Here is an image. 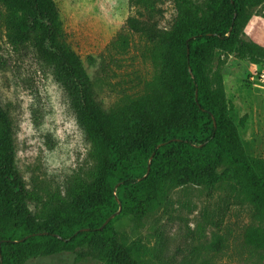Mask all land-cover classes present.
Instances as JSON below:
<instances>
[{"label": "trees", "instance_id": "1", "mask_svg": "<svg viewBox=\"0 0 264 264\" xmlns=\"http://www.w3.org/2000/svg\"><path fill=\"white\" fill-rule=\"evenodd\" d=\"M127 1L140 16L128 17L126 25L142 39V56L154 73L140 93L106 103L70 44L54 0H0L7 42L28 47L50 71L76 114L92 162L62 188L38 192L17 166L18 123L0 103V264L59 252L103 264H178L163 257L161 239L150 248L139 239L127 242L114 222L125 213L141 224L165 205L170 190L185 185L223 186L224 200L248 206L254 224L245 240L264 251V158L245 152L222 76L229 55L264 64V48L241 37L264 0H172L176 15L169 28L158 25L159 0ZM114 43L121 51L128 46L120 33ZM119 203L120 214L103 225ZM222 246L216 237L210 248Z\"/></svg>", "mask_w": 264, "mask_h": 264}, {"label": "rangeland", "instance_id": "2", "mask_svg": "<svg viewBox=\"0 0 264 264\" xmlns=\"http://www.w3.org/2000/svg\"><path fill=\"white\" fill-rule=\"evenodd\" d=\"M54 1L68 40L93 77L100 98L111 103L140 93L154 73L150 61L142 56V39L126 25L128 17L140 16V9L127 0ZM158 6L162 11L156 17L158 25L169 28L176 15L174 4L159 0ZM118 33L128 40L123 51L112 44ZM241 37L264 48V3L252 11ZM88 56L95 59L93 63H88ZM263 68V63L252 64L229 55L222 76L229 115L245 152L264 158V84L256 80ZM0 103L18 123L16 163L30 186L43 194L88 172L92 164L88 145L65 93L28 47H12L7 42L1 16ZM244 115L241 126L239 120ZM224 198L223 186L211 190L194 185L176 187L169 191L165 205L145 216L139 225L129 214H120L118 206L113 214L120 216L114 227L121 239H139L149 248L161 239L163 257H175L178 264H264V251L245 240L246 229L254 224L250 209ZM216 237L223 246L215 252L210 246ZM24 264L103 263L59 252L30 258Z\"/></svg>", "mask_w": 264, "mask_h": 264}, {"label": "built area", "instance_id": "3", "mask_svg": "<svg viewBox=\"0 0 264 264\" xmlns=\"http://www.w3.org/2000/svg\"><path fill=\"white\" fill-rule=\"evenodd\" d=\"M256 80L264 84V68L257 74Z\"/></svg>", "mask_w": 264, "mask_h": 264}, {"label": "water", "instance_id": "4", "mask_svg": "<svg viewBox=\"0 0 264 264\" xmlns=\"http://www.w3.org/2000/svg\"><path fill=\"white\" fill-rule=\"evenodd\" d=\"M119 206H120V203H119ZM113 216H114V214H111V215H110V216L104 221L103 225H104L105 223H107V221H108L109 219H111Z\"/></svg>", "mask_w": 264, "mask_h": 264}]
</instances>
